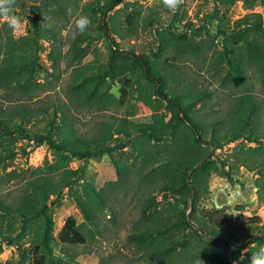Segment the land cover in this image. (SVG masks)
<instances>
[{
  "label": "rangeland",
  "instance_id": "obj_1",
  "mask_svg": "<svg viewBox=\"0 0 264 264\" xmlns=\"http://www.w3.org/2000/svg\"><path fill=\"white\" fill-rule=\"evenodd\" d=\"M14 12L22 26L13 33L0 21V63L13 57L20 70L10 88L0 86V98L15 87L11 102L34 108L58 102L68 125L88 137L111 135L122 118L156 128L141 148L129 144L89 160L37 144L32 131L45 123L42 113L27 124L29 136L0 137V193L13 203L31 178L54 181L67 166L85 169L72 190L58 194L59 182L48 185L47 206L26 222L0 211V219L16 228L12 238L0 237V264H30L35 254L29 249L38 241L47 264H250L252 253L264 247V28L258 27H264V0H184L176 12L161 0H16ZM77 14L91 19L83 34H74ZM134 56L146 58L165 78L167 91L182 93L195 83L211 92L185 105L208 123L233 116L235 96L251 94L262 103L254 124H246L235 141L214 148L207 131L203 146L212 149L216 167L202 181L196 203L190 194L165 188L156 157L180 141L186 126L182 113L155 94L159 78H151ZM122 135L112 134L108 142L115 145ZM88 183L102 196H90ZM78 198L88 200L89 219ZM169 214L188 224H163ZM71 215L85 243L59 241ZM148 232L154 240L141 243L135 236ZM164 236L165 249L159 244Z\"/></svg>",
  "mask_w": 264,
  "mask_h": 264
},
{
  "label": "trees",
  "instance_id": "obj_2",
  "mask_svg": "<svg viewBox=\"0 0 264 264\" xmlns=\"http://www.w3.org/2000/svg\"><path fill=\"white\" fill-rule=\"evenodd\" d=\"M248 17V15L244 16L243 21H247ZM258 27L261 29L264 28L261 24H258ZM36 30L38 32L35 37L39 39L43 36V33L39 28ZM134 59L140 62L142 66L147 63L146 73L151 78L155 77L153 75H156L159 78L158 80L161 81V86L155 90V94L161 99L167 100L171 106L178 110V113H182L181 119L186 127L183 129L181 137L178 138L180 141L176 142L177 140H175L170 145L168 144L164 147V152L156 157L159 162L157 168L161 170L164 176L165 188L179 192L185 196L190 194L196 203L199 198L202 181L216 167L215 161L211 160L212 149H206L203 146V143L206 142L205 139L208 138L206 135L207 131H211L209 143L214 148L235 141L245 135V132L242 130H244L246 124H254L256 121L255 115L259 114L258 111L261 110L262 103L251 94L235 96L234 104L230 109L231 111H229V113L234 115L225 116L208 123L199 112L195 113L192 117L189 114V109L185 105H194L203 98L211 96V92L206 89H197L199 86L195 83L188 85L189 88L183 90L182 93L178 92L177 89L167 91L165 88V78L156 74L151 69L150 63L146 58L134 56ZM19 70L20 66L13 57L2 60L0 63V86L10 88V85L17 78ZM15 89V87H11V90H5L7 98H0V137L8 136L15 132H18L24 137L29 136L28 132L30 129L27 127V124L38 113H42L46 117V120L42 127L37 128L38 130L36 131H32L34 134L32 138L35 142L39 145L46 143L55 154L69 153L72 157L81 160L100 158L105 153L113 155L114 150L118 148L123 149L129 144H134L135 147L141 148L145 139L150 140L154 137L152 133L156 128L154 122L130 121L127 118H122V122L109 136L103 132L92 137L78 135L74 130V126L68 125L66 109L60 103L54 102L51 105L34 108L30 104L23 102H11L10 96L14 93ZM186 118L189 120V123L186 121ZM112 134H125V136H120L119 142L111 145L108 141L112 138ZM145 152V159H147L151 154L149 153V155L148 151ZM196 165L198 166L194 168ZM189 171H191L190 174ZM84 176V167L73 169L67 166L54 181L53 179L55 177L53 178L48 175L31 178L24 183L25 189L23 196L17 203L11 202L7 194L0 193V211H4L11 218L26 222L32 215L43 211V208L47 206L48 191H51L49 190L50 187H47L48 185L52 187V184L59 182L58 194H60L61 190L65 187L72 190L74 184L84 179ZM86 188L89 190L90 196H102L101 191L93 184H86ZM78 201L82 210L85 212L86 218L89 219L91 216L88 200L78 198ZM171 216L169 214L162 217L161 220L164 218L163 224L166 225L169 223L170 226L177 224L183 227L188 224V222H182L183 217L181 216ZM174 218L175 221L172 223ZM199 225L204 228V225L201 223ZM157 230L159 231L160 228ZM15 231L14 222H5L3 219H0V237L10 239L14 236ZM135 236L141 243L148 239H155L154 234L151 232L143 235L137 234ZM58 239L64 244H82L87 241L86 236L77 224L76 218L72 215L66 218L58 232ZM159 244L165 249L167 247V238L164 236L159 241ZM42 246V241H38L31 246L29 251L33 250L35 257L30 264H47L45 255L42 252L40 254L41 249H43ZM27 250L21 253L22 261L27 256ZM207 264H210V260H208Z\"/></svg>",
  "mask_w": 264,
  "mask_h": 264
},
{
  "label": "clouds",
  "instance_id": "obj_3",
  "mask_svg": "<svg viewBox=\"0 0 264 264\" xmlns=\"http://www.w3.org/2000/svg\"><path fill=\"white\" fill-rule=\"evenodd\" d=\"M163 6L172 12H176L180 6L184 3V0H161ZM16 5V0H0V21L7 23L8 27L13 31L17 32L21 26V19L15 15L14 9ZM69 15L72 14V9H67ZM73 24L75 27V33L83 34L91 26V19L87 15L77 14L73 18ZM212 34H215V29H210ZM54 255H58L60 259H65L62 253H56L54 250ZM250 264H264V247H260L256 252L252 253Z\"/></svg>",
  "mask_w": 264,
  "mask_h": 264
},
{
  "label": "water",
  "instance_id": "obj_4",
  "mask_svg": "<svg viewBox=\"0 0 264 264\" xmlns=\"http://www.w3.org/2000/svg\"><path fill=\"white\" fill-rule=\"evenodd\" d=\"M145 68L147 69V66H146V64H145ZM189 122V121H188Z\"/></svg>",
  "mask_w": 264,
  "mask_h": 264
}]
</instances>
